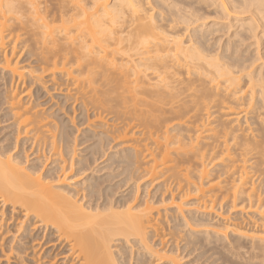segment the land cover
Here are the masks:
<instances>
[{"label":"bare ground","instance_id":"1","mask_svg":"<svg viewBox=\"0 0 264 264\" xmlns=\"http://www.w3.org/2000/svg\"><path fill=\"white\" fill-rule=\"evenodd\" d=\"M0 82L3 257L264 264V0H0Z\"/></svg>","mask_w":264,"mask_h":264},{"label":"rangeland","instance_id":"2","mask_svg":"<svg viewBox=\"0 0 264 264\" xmlns=\"http://www.w3.org/2000/svg\"><path fill=\"white\" fill-rule=\"evenodd\" d=\"M24 64V65H23ZM25 64H27V63H22V65L21 66H26ZM49 83H46V84H44L45 85V87L47 88H50V85H48ZM0 85H1V82H0ZM44 85H41L42 86V88L40 87H37L40 91H39V94L38 95H40V94H44V92H48V88L45 90V87H43ZM15 86V83L13 84V87ZM18 86L19 85H17L16 87H17V90L19 89L20 90V87L18 88ZM21 86V85H20ZM34 88V87H33ZM32 88V89H33ZM36 88V89H37ZM44 88V89H43ZM1 89H2V87H0V91H1ZM43 89V90H42ZM35 90V89H34ZM55 93H53L52 91H49V93H48V95L47 96H45L44 98H43V100H42V98L40 99V101H38L39 103H42V102H44L45 100H47V98H50V96H52V97H54L55 95H54ZM32 95H33V92H32V90H31V97H32ZM50 95V96H49ZM24 98V97H23ZM26 99V98H25ZM24 99V100H25ZM53 100V101H52ZM52 100H51V102L49 103V104H47V105H45L44 107H43V109H46L47 108V106L48 105H50V104H55L56 103V101L57 100H55L54 98H52ZM59 103V102H58ZM57 103V104H58ZM67 106V107H66ZM68 106H69V104H66L62 109H63V111H62V109H61V112L59 113V116L62 118V119H66V118H68L69 120L70 119H72V117H74V116H76L77 115V111L75 110V113L74 114H72V112H71V110H72V108H69L68 109ZM41 107V108H42ZM70 107V106H69ZM64 108H65V110L66 109H68L67 111V115H63V114H65L66 112H65V110H64ZM70 110V111H69ZM65 112V113H64ZM70 112V113H69ZM63 113V114H62ZM1 114L2 113H0V116H1ZM67 116V117H66ZM68 116H70V117H68ZM4 120H7V119H0V147L2 148H4V146L6 147H8L9 149L11 148V152H10V155H13V154H21L20 156H21V159L23 160V162H24V166L26 167V168H30L33 164H35V158H37V157H39V156H41V155H39L38 154V156H36V155H34V154H32V153H30L29 151H26V150H28L29 148H28V144H25V145H23V147H22V145L19 143L18 144V146L15 148V149H12V146L14 147V135L12 136L11 135V137L9 136V133L11 132V128H9V126H10V121L9 120H7V121H4ZM1 121H2V123H1ZM4 121V122H3ZM79 121H78V119H74V121H73V124H71V125H74L73 127H76V129H77V131L78 132H75V130H74V128H73V135H75V140H76V142H75V144H76V147H75V153L72 155L73 156V158L74 159H76L77 160V158H80V156H84L85 155V152H82L83 151V149L85 148V146H86V144L88 145L89 143H84L83 145H79V143L80 142H82L81 140L83 139V136H82V130H84L85 129V126H80V127H77L78 125H79V123H78ZM6 123V124H5ZM9 125H8V124ZM70 125V124H69ZM84 127V128H83ZM9 128V129H8ZM72 135V136H73ZM74 137V136H73ZM9 139V140H8ZM10 139H12V140H10ZM5 140V141H4ZM20 140H22V137H21V139ZM3 143H2V142ZM5 142V143H4ZM20 142V141H19ZM9 146H11V147H9ZM0 148V149H1ZM15 150V151H14ZM112 151H114V150H112V149H109L108 151H107V153L109 154V153H111ZM14 155V156H15ZM105 158H103V159H101V160H98L95 164H94V169H93V171L91 172H89V171H87V173H85L86 175L88 174V175H90V176H92V177H100V176H103V175H106V173H111L110 171H108V170H106V169H104L103 167H105L106 165L103 163V160H104ZM34 161V162H33ZM37 168H40V165H37ZM47 168H49V167H47ZM44 170V168L42 169V171ZM41 171H39L37 174H39ZM113 174V176L114 175H116V172L114 173V172H112ZM121 180V177L119 178H116V177H113V178H110L109 179V181H107L105 184H104V186L105 185H108V186H110L111 187V189L112 190H114V192H115V198H120V196H125V195H127V193L129 192V190L132 188V185H131V183H128L126 186H124V187H122V188H119V189H117L116 190V188H115V186L117 185V183L119 182ZM144 183H145V181H143V180H141V181H139L138 183H137V191L135 192L134 190V195H135V197H137V198H144V196L146 197V195H149V196H152L153 195V193H154V191H153V187H147V189L145 190L144 189ZM133 184V183H132ZM146 184V183H145ZM120 186V185H119ZM131 186V187H130ZM128 187H130V189H128ZM145 190V191H144ZM142 193V194H141ZM144 193V194H143ZM183 208V210H186V211H188V210H191V208H189V207H185V206H183L182 207ZM7 209H8V207L7 208H5V210H3V212H1V214H4V217H3V220L1 221V225H3L4 224V219H6V214L8 213V211H7ZM6 212V213H5ZM0 214V216H2ZM15 214V215H14ZM13 214V216H12V219H11V223L9 222V226H10V228H11V226L13 225V224H15L16 222H15V219H16V221L18 222H20L21 221V216H20V214H16V213H14ZM186 215H187V213H186ZM15 216V217H14ZM17 216V217H16ZM19 216V217H18ZM15 218V219H14ZM197 230V229H196ZM15 234V230H14V228H12V229H9V231H8V233L6 234V235H4V239L6 238V239H8V241L10 240V239H12V237H15L13 240L14 241H12V245L11 246H15V245H13V244H17L18 243V241H17V238H18V234ZM15 241H17L16 243H15ZM16 251H11L10 253H5L7 256H8V259H9V264H14V263H16L17 262V264H26V261H18L17 259H18V257L19 258H22L23 257V259H24V257H25V255L24 254H21L20 256H18L17 255V252L15 253ZM28 252H30L29 250L27 251V253ZM6 255H4L5 257H3L2 256V254L0 253V264H5L6 262H7V257H6ZM14 255H17V256H14ZM23 255V256H22ZM184 255V254H183ZM15 257H17V258H15ZM194 258V255H192V256H190V257H187L186 255H185V257L181 260V263L182 264H209V263H211L210 261H212V260H210V261H208V260H206L205 261V259L203 258V259H201V260H199V261H197V262H193V258ZM28 258V257H27ZM21 260V259H20ZM6 261V262H5ZM54 262V264H61V260H59V256L58 257H56L55 258V260L53 261ZM56 262V263H55ZM216 264H218V263H216Z\"/></svg>","mask_w":264,"mask_h":264}]
</instances>
